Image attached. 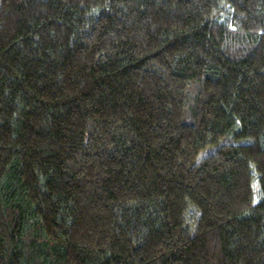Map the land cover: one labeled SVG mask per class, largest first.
Masks as SVG:
<instances>
[{
	"label": "trees",
	"instance_id": "obj_1",
	"mask_svg": "<svg viewBox=\"0 0 264 264\" xmlns=\"http://www.w3.org/2000/svg\"><path fill=\"white\" fill-rule=\"evenodd\" d=\"M0 264H264V0H0Z\"/></svg>",
	"mask_w": 264,
	"mask_h": 264
},
{
	"label": "rangeland",
	"instance_id": "obj_2",
	"mask_svg": "<svg viewBox=\"0 0 264 264\" xmlns=\"http://www.w3.org/2000/svg\"><path fill=\"white\" fill-rule=\"evenodd\" d=\"M210 150H211V148H207L205 151H203V154H204V153H207V152L210 151ZM254 189H255L256 194L259 195L258 188H257V187H254Z\"/></svg>",
	"mask_w": 264,
	"mask_h": 264
}]
</instances>
